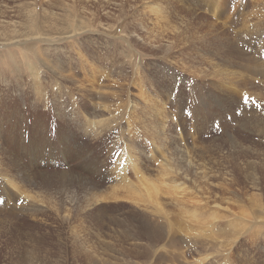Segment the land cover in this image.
I'll return each instance as SVG.
<instances>
[{
	"label": "rangeland",
	"instance_id": "rangeland-1",
	"mask_svg": "<svg viewBox=\"0 0 264 264\" xmlns=\"http://www.w3.org/2000/svg\"><path fill=\"white\" fill-rule=\"evenodd\" d=\"M3 37L0 264H264V0H0Z\"/></svg>",
	"mask_w": 264,
	"mask_h": 264
},
{
	"label": "bare ground",
	"instance_id": "bare-ground-1",
	"mask_svg": "<svg viewBox=\"0 0 264 264\" xmlns=\"http://www.w3.org/2000/svg\"><path fill=\"white\" fill-rule=\"evenodd\" d=\"M31 4V2L30 3H28L27 4V6L28 5H30ZM26 9L27 10H29V11H31L32 12V10H34V8H31V9H28L27 7H26ZM35 12V11H34ZM31 16H33L32 15V13L30 14ZM30 17V16H29ZM34 18H35V16H33L32 18L30 17V19H29V25L31 26V27H33V28H36L35 27V20H34ZM43 24V23H42ZM39 25V24H38ZM72 26H74V27H76L77 28V31L78 32H83L82 31V28L79 26H76L74 23H73V21H72V24H71V31H73L74 30V27L72 28ZM32 29V28H31ZM41 29V28H40ZM88 31V30H87ZM35 31H31L30 33L31 34H33ZM37 32V31H36ZM35 32V34H38V33H36ZM75 35H77V34H75L74 32H70V34L69 35H67V37H66V39H68V38H71L72 36H75ZM32 38V37H31ZM64 38V37H63ZM63 38H61V39H63ZM9 39L10 38H0V40H3L5 43H7V44H10V43H12V42H6V41H9ZM12 39V38H11ZM48 40V38L46 39V41ZM29 41V40H28ZM0 42H2V41H0ZM14 42V41H13ZM4 45V44H3ZM6 45V44H5ZM57 49V48H56ZM79 51V50H78ZM44 55H45V53H44ZM81 55V54H80ZM87 55H89V54H87ZM39 56V55H38ZM66 57V56H65ZM38 58V57H37ZM43 58H44V56H43ZM42 58V59H43ZM76 59H78L79 61H80V57H77ZM51 60V59H50ZM98 63H100V62H98ZM30 66H32V65H30ZM50 66V65H49ZM81 66V65H80ZM87 66L89 67V72L90 71H92L93 72V70H96V66L94 67V63L93 62H91V61H87ZM88 69V68H87ZM35 71V70H34ZM59 73V72H58ZM33 75H34V72L32 73ZM37 74H38V72H37ZM57 74V73H56ZM94 75V74H93ZM92 75V76H93ZM55 76V75H54ZM36 78V77H35ZM36 81V80H35ZM82 84V83H81ZM79 86V85H78ZM81 88H82V86H80ZM79 87V88H80ZM35 90V89H34ZM149 93V92H148ZM140 94V93H139ZM147 94V93H146ZM138 95V94H137ZM150 95V94H149ZM138 97V96H137ZM143 97H145V96H143ZM142 98V97H141ZM102 99H103V96H102ZM143 101V103L144 104H142V105H144L143 107H145V106H147V107H150V108H154V109H156L157 107H159V104L161 103V102H156L155 100H154V98H149V97H146V99L144 98V99H142ZM132 102H133V107L132 108H135L136 107V105L138 106V104L137 103H134V100H132ZM128 105V104H127ZM130 105H128L127 107H129ZM157 115H158V113H157ZM158 119V118H157ZM88 122H90V121H88ZM98 123V122H97ZM88 126V125H87ZM87 128H89V127H87ZM93 131V130H92ZM157 149V148H156ZM159 152H161V148L159 149ZM165 154V153H164ZM131 160L129 159V165H131ZM165 163H166V165H165ZM165 163H161L162 165H160V166H163V167H161L160 169H161V171L160 172H168L169 171V169H167L168 167H169V163H168V161H166L165 160ZM125 166H126V162H122V163H116V165H115V169H116V171H120L119 173H124L126 170H125ZM131 167H132V171H133V173L136 175H139V171L137 170V167H136V164L135 163H132V165H131ZM125 170V171H124ZM168 173H172V172H168ZM121 176H123V177H126L125 175H121ZM120 177V176H119ZM138 178L140 179L141 178V175H139L138 176ZM120 179V178H119ZM122 179V178H121ZM124 179V178H123ZM172 183H174V185H172L173 187L174 186H177V185H181L182 183H176V181L174 180ZM148 188H153L152 186H148L147 188H146V190H147V192H148V194L150 195V197H151V194H150V191H149V189ZM177 193H181V191H176ZM153 197H154V195H153ZM154 207V206H153ZM155 208L157 209V210H159L160 208L158 207V204L156 203V206H155ZM262 211V210H261ZM189 216V215H188ZM168 231H169V229H168Z\"/></svg>",
	"mask_w": 264,
	"mask_h": 264
},
{
	"label": "snow or ice",
	"instance_id": "snow-or-ice-1",
	"mask_svg": "<svg viewBox=\"0 0 264 264\" xmlns=\"http://www.w3.org/2000/svg\"><path fill=\"white\" fill-rule=\"evenodd\" d=\"M0 203H2V201H0Z\"/></svg>",
	"mask_w": 264,
	"mask_h": 264
}]
</instances>
